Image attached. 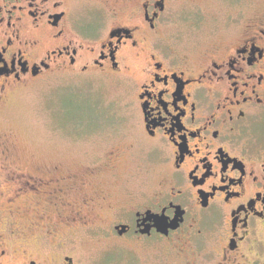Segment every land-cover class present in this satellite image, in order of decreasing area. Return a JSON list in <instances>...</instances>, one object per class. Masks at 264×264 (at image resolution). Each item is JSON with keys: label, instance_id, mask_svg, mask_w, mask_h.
Here are the masks:
<instances>
[{"label": "flooded vegetation", "instance_id": "af4514ba", "mask_svg": "<svg viewBox=\"0 0 264 264\" xmlns=\"http://www.w3.org/2000/svg\"><path fill=\"white\" fill-rule=\"evenodd\" d=\"M89 1L0 0V112L52 71L123 90L70 170L0 138V264H264V14L198 0L197 51L171 29L196 0Z\"/></svg>", "mask_w": 264, "mask_h": 264}, {"label": "rangeland", "instance_id": "374dc122", "mask_svg": "<svg viewBox=\"0 0 264 264\" xmlns=\"http://www.w3.org/2000/svg\"><path fill=\"white\" fill-rule=\"evenodd\" d=\"M239 1L236 4V18L241 23L236 30H245L247 22L256 21L264 14V0H254L249 5ZM120 2L105 0L80 3L79 12L81 15L90 14L93 9L99 10L103 5L116 7ZM123 5L130 7L131 0ZM197 5L201 6L204 14L197 13ZM177 8L187 10L188 14L187 17L184 14L176 16L171 29L180 33L186 41L190 40L191 46L196 47L197 51L204 50L203 44L217 41L203 39L206 30H216L221 25L220 17L218 20L211 19L217 13L211 3L196 0L186 4L183 9L180 6ZM123 14L127 15L126 12ZM124 15L119 17L123 18ZM122 99V88L112 82H87L81 77L69 75V71H52L31 83L23 92L17 93L1 110L0 138L14 139L20 153L26 154L24 157L36 165L42 166L43 160L51 164L63 162L66 169L70 170L79 157L80 130L97 124L95 112L90 106H94V103L103 106L99 107L100 113H103L110 105L114 109H121ZM17 257L21 260L22 255L19 257L18 254Z\"/></svg>", "mask_w": 264, "mask_h": 264}]
</instances>
